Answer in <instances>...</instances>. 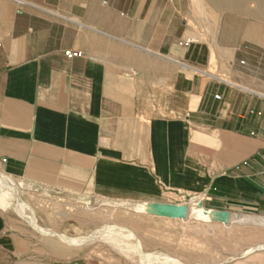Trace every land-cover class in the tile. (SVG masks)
Segmentation results:
<instances>
[{
  "label": "crops",
  "instance_id": "crops-1",
  "mask_svg": "<svg viewBox=\"0 0 264 264\" xmlns=\"http://www.w3.org/2000/svg\"><path fill=\"white\" fill-rule=\"evenodd\" d=\"M0 167L53 199L193 198L264 217V14L0 0ZM11 229L0 210L3 262L96 264Z\"/></svg>",
  "mask_w": 264,
  "mask_h": 264
},
{
  "label": "rangeland",
  "instance_id": "rangeland-1",
  "mask_svg": "<svg viewBox=\"0 0 264 264\" xmlns=\"http://www.w3.org/2000/svg\"><path fill=\"white\" fill-rule=\"evenodd\" d=\"M193 1L204 12L217 13L219 20L228 11L264 14V0ZM9 176L11 181L0 186V210L10 220V231L20 240L30 239L32 247L43 244L49 258L56 257L60 249L83 253L96 264H150L134 249L138 241L143 252L156 259L155 264L170 259L176 264H264V224H239L235 218L258 215L232 211L225 225L204 224L191 218L165 220L133 209V203L140 201L92 198L80 203L53 199L23 179ZM182 200L187 207L194 202L193 198ZM114 225L125 230L118 234ZM53 233L69 236V241ZM20 240L10 247L12 251L21 248ZM1 259L2 253L0 264H8ZM14 260L11 256L10 264Z\"/></svg>",
  "mask_w": 264,
  "mask_h": 264
},
{
  "label": "bare ground",
  "instance_id": "bare-ground-1",
  "mask_svg": "<svg viewBox=\"0 0 264 264\" xmlns=\"http://www.w3.org/2000/svg\"><path fill=\"white\" fill-rule=\"evenodd\" d=\"M10 181H11V179L9 178V176L0 170V186L6 185L7 182H10ZM20 184H22V183H20ZM140 203H133V207H134L133 209H135L136 211H139L141 213H145V214H152L155 211L154 203H152V202L151 203L144 202L142 204H140ZM183 206H184V214H183L182 218H167V219H170V220H176L177 219V220L184 221L187 218H191V219L197 220V221L204 223V224H218V225L219 224L225 225L231 219L230 214L227 212H222V211H218L215 209H210V208L204 207L200 203L199 199H194V202L190 203V205L188 207L185 205H183ZM235 218L237 220L236 222L239 224H245V223H249V222L250 223L253 222V223L264 224V217L263 216H237V217L235 216ZM113 228H115L116 230L118 229V234L123 233V231L125 230L124 227L117 226V225H114ZM130 234L133 236L132 233H130ZM120 235H122V234H120ZM60 236H63V235H60ZM82 240H84V238H82ZM109 241H112V240H109ZM113 241H115V240H113ZM136 247L137 248L134 247V249L135 250L137 249L138 253H140L139 254L140 257L144 258L145 261L150 263V264L151 263L155 264L154 262H156V259L153 257L151 258L146 253H144L142 250V247L140 246V243L138 241H137ZM176 263H177L176 260L170 259V260H168L162 264H176Z\"/></svg>",
  "mask_w": 264,
  "mask_h": 264
},
{
  "label": "water",
  "instance_id": "water-1",
  "mask_svg": "<svg viewBox=\"0 0 264 264\" xmlns=\"http://www.w3.org/2000/svg\"><path fill=\"white\" fill-rule=\"evenodd\" d=\"M154 203L155 211L152 213L157 216H164L168 218H182L184 214V206L182 204L175 203H162V202H152ZM228 212V211H222Z\"/></svg>",
  "mask_w": 264,
  "mask_h": 264
},
{
  "label": "built area",
  "instance_id": "built-area-1",
  "mask_svg": "<svg viewBox=\"0 0 264 264\" xmlns=\"http://www.w3.org/2000/svg\"><path fill=\"white\" fill-rule=\"evenodd\" d=\"M189 40L186 41V43H188ZM64 55L67 57V58H72V57H76L79 55V52L78 51H75V50H66L64 51ZM216 98H219V96L217 95Z\"/></svg>",
  "mask_w": 264,
  "mask_h": 264
}]
</instances>
